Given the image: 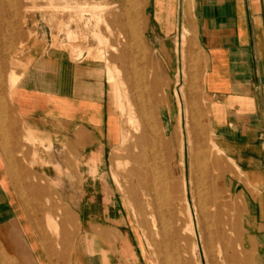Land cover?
I'll list each match as a JSON object with an SVG mask.
<instances>
[{
    "label": "rangeland",
    "instance_id": "1",
    "mask_svg": "<svg viewBox=\"0 0 264 264\" xmlns=\"http://www.w3.org/2000/svg\"><path fill=\"white\" fill-rule=\"evenodd\" d=\"M2 1L4 0H0V117L4 137L0 133V156L5 165H8V170L18 174L24 198L33 191L24 187L26 185H54L44 175L37 173L35 164H51L44 156L52 153L55 148L49 138H36L28 128L26 120L14 109L9 76L14 71L22 77L31 54H46L51 50H58L66 53L76 63L91 62L100 69L95 95L96 98L105 100V108L108 111L103 131L105 140L103 145L98 144L95 154L82 160V166H96L98 181L103 177L101 180L107 182L112 189L106 195L120 204L126 218V229L136 238L141 248L143 264H163L166 257L174 253V257L181 258L179 261L191 264H255L258 256L264 259V135L258 140L261 149L255 162V174L250 180L235 159L226 155L219 146L208 119L202 95L203 57L194 32V0H173L178 8H172L170 11L173 20L178 22V31L170 39L176 48L174 55L179 59V67L172 70L159 51L150 44V0H140L132 6L126 4V0H10L12 6L5 7L1 5ZM161 6L168 12L167 6ZM127 13L130 14L132 23H128ZM100 32L104 38L102 44H99L95 35ZM4 37L7 40L3 39ZM89 50L92 52L88 53ZM127 50L135 51L132 54L140 62L138 63L142 72L149 79L148 83L150 84L152 78L158 83V107L162 119L167 115V110L163 109L166 102V106L170 103L169 105L175 108L174 121L181 120L185 174L184 178H181L169 171L161 177L164 190L170 191V197L174 198L170 205L171 214L166 215V218L159 216L158 205L152 203L150 192L146 191L126 168L118 166V163L131 160L137 150L132 147V141L124 142L121 139L128 130L127 120L121 117L118 110L113 90L107 81L106 66L107 62H114L123 75L124 65L120 57ZM98 52L102 54L103 59L96 58ZM192 118L194 120L191 121ZM158 119L159 126L162 127L161 118ZM109 123L114 131L113 137L110 136ZM187 128L193 129V144L198 145L195 149L203 151L202 161L193 166L189 160ZM201 131L203 133L200 135ZM33 138L37 140H32ZM66 164L72 166L74 163L70 160V163ZM243 186H247L260 203V206L254 207L257 214L251 215V221L248 220V213L241 200L243 192L240 189ZM103 192L96 190L97 197L102 198L105 195ZM144 193L148 194L146 197L150 200L145 199ZM177 197L179 202H175ZM41 203L38 207H28L40 218L37 224L41 231L58 238L64 217L60 194L55 191L51 197L45 196ZM50 214L57 224L56 231L53 230L56 226L50 224L51 228L49 227ZM234 215L238 219L232 220ZM170 242L179 248L165 251L164 245ZM258 249H261V255L258 254ZM8 262L9 258L0 247V264Z\"/></svg>",
    "mask_w": 264,
    "mask_h": 264
},
{
    "label": "crops",
    "instance_id": "2",
    "mask_svg": "<svg viewBox=\"0 0 264 264\" xmlns=\"http://www.w3.org/2000/svg\"><path fill=\"white\" fill-rule=\"evenodd\" d=\"M172 8H178L173 0L149 1L150 44L170 70L179 67L170 39L178 31ZM192 14L211 128L219 146L251 180L261 149L258 140L264 135V0H194ZM99 70L58 50L31 54L12 90V105L32 134L49 138L55 149L44 156L51 164H35L37 173L54 185H26L33 190L26 198L18 174L0 156V247L8 264H143L120 204L106 195L112 189L103 177L98 181L96 166H82L105 140L108 111L105 100L95 95ZM109 131L113 137L110 123ZM70 160L72 166L66 164ZM96 190L105 195L97 197ZM236 190L243 192L251 221L260 203L247 186ZM55 191L64 207L58 238L41 231L40 218L28 207L41 206ZM49 221L56 224L51 214ZM255 264H264V259L258 256Z\"/></svg>",
    "mask_w": 264,
    "mask_h": 264
},
{
    "label": "bare ground",
    "instance_id": "3",
    "mask_svg": "<svg viewBox=\"0 0 264 264\" xmlns=\"http://www.w3.org/2000/svg\"><path fill=\"white\" fill-rule=\"evenodd\" d=\"M138 1H140V0H126V4L132 6V5H134L135 2H136L135 3V5H136L138 3ZM142 1H144V0H142ZM1 5L3 7L12 6V3L10 0H4V1H2ZM138 7H139V5H138ZM133 8L135 9L134 6H133ZM136 10L138 11V9H136ZM83 11L85 12L86 10H83ZM127 16L128 17H126V19L128 18V23H132V22H130V18H129L130 14L129 13H127ZM131 21H132V19H131ZM97 24H98V20H97ZM135 28L137 29V27H135ZM130 29H132V28L130 27ZM133 29H134V27H133ZM136 32H134V33H136ZM95 35L99 40V44H102L104 41L103 34L100 32V33H97ZM135 35H137V34H134V36ZM5 37L3 39L7 40V38H5ZM8 38H9V36H8ZM10 39H12V38H10ZM3 42H4V40H3ZM3 48H5V47L3 46ZM7 49H9V48H7ZM112 50H114V49L112 48ZM90 52H92V50H89L88 53H90ZM130 52H131V54H130ZM133 52H135V51H133ZM133 52H132V50L131 51L127 50L126 52H123L122 56L120 57V61L124 65V74L123 75H121L120 68L114 62L113 63L107 62V66H106L107 67V81L110 83L111 88L113 90V94H114L113 97L116 101L118 110L120 111L121 117H125L127 120L126 125L128 126V130H127L125 137L121 136V139H123L124 142H131L132 141V147L137 150L136 154L131 158V160L125 161L124 163H118V166H123V168H126V170H128V172H129V174L131 176H134L137 179V181L142 184L143 188L146 189V191L148 190L150 192V194L152 196L151 201H153L152 203L158 205V209H159L158 212L160 214L159 216H162V218H163L166 215L170 216L168 214H171L170 210L172 208L170 207V205L173 203L174 198L170 197V195H169L170 191L166 192L164 190V188H163L164 185L162 184L164 181L162 182L161 177H162V175L165 176L170 171V172H173V174L175 176H177V177L179 176L181 178H184V174H185V158H184L185 157L184 156L185 150H184V138H183L184 135H183V131H182L181 120L178 119V120L174 121V113H175L174 109L175 108L173 109V106L169 105L170 103L169 104L167 103V106H166V102H164L163 109L167 110V115H165L164 119H162L160 108L158 107V103H159L158 83L156 82V80H154V78H152L150 80V84L148 83L149 79H147L145 77L144 73L142 72V68L139 64L140 62L137 60V58H135V56H133V54H132ZM96 58L103 59V56L100 52H98L96 54ZM0 77L2 78V75ZM21 78H22L21 75L16 74L14 71L11 72V74L9 76V86H10L11 97H12V90L21 81ZM190 94H191V92H190ZM192 101H193V99H192ZM188 102H190V100ZM1 105H2V101L0 99V106ZM191 108H192V105H191ZM196 110H198V109H196ZM200 112H202V110ZM170 114L172 117L170 116ZM191 115L194 118L193 114H191ZM0 116H1V114H0ZM158 118H161L162 127L159 126V119ZM193 118L191 119V121L194 120L195 118L197 119V117H195L194 119ZM197 123H198V121H197ZM130 126H132V129H130ZM1 130H2V119L0 117V133H2ZM191 130L193 131V129L187 128V142H188V152H189V157H190L189 160H190L191 166H193L195 164L197 165L198 162L202 161L203 151L201 149H199L200 147L199 148L197 147L199 150L195 149V147L198 145L196 144L194 146V144H193V135L191 133L192 132ZM196 132H198V131H196ZM201 133H203V132L201 131L200 135H201ZM2 134L4 137V133H2ZM27 134H29V133L27 132ZM1 140H3V139H1ZM4 140H5V138H4ZM32 140H37V139L33 138ZM196 142H197V140H196ZM215 147L217 148L216 145H215ZM130 163H132V164L130 165ZM6 166H8V165H6ZM199 168L201 169L200 166H199ZM116 178H117V174H116ZM173 185H174V183L172 182V186ZM170 186H171V184H170ZM201 193H203V192H201ZM144 194H145V197L148 196L147 193H144ZM145 199L147 201L150 200L147 197ZM179 201H180V199H178V197L175 198V202H179ZM202 207H203V205H202ZM167 218H169V217H167ZM236 219H238V217L234 215L232 220H236ZM200 221H202V220H200ZM49 224L56 226V224H54V222H52V221H49ZM163 225L165 226V224H163ZM206 227H208V226H206ZM164 230H165V228H164ZM168 230H170V229H168ZM166 232H167V230H166ZM168 235H169V233H168ZM163 240H165V239H163ZM171 244H172L171 242H170V244L166 243L164 245V250L169 251L172 248H174V249L179 248V247H177L178 245H174L175 243L173 245H171ZM173 253H171V254H173ZM164 255H167V254L164 253ZM173 255H170L168 258L166 256H164V258L166 257V260L164 259L165 261L163 262V264H191V263H184V262H182L183 260L179 261L181 259V258H179L180 255L178 256L179 259H177V257H174Z\"/></svg>",
    "mask_w": 264,
    "mask_h": 264
}]
</instances>
